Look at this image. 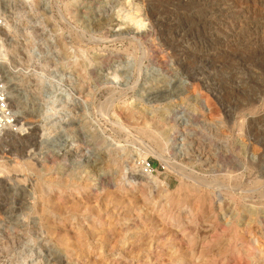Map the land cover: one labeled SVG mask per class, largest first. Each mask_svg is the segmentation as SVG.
I'll use <instances>...</instances> for the list:
<instances>
[{
    "label": "rangeland",
    "instance_id": "1",
    "mask_svg": "<svg viewBox=\"0 0 264 264\" xmlns=\"http://www.w3.org/2000/svg\"><path fill=\"white\" fill-rule=\"evenodd\" d=\"M0 67V264H264V0L0 1Z\"/></svg>",
    "mask_w": 264,
    "mask_h": 264
},
{
    "label": "built area",
    "instance_id": "2",
    "mask_svg": "<svg viewBox=\"0 0 264 264\" xmlns=\"http://www.w3.org/2000/svg\"><path fill=\"white\" fill-rule=\"evenodd\" d=\"M8 94V89L4 81V71L0 67V138L6 132L12 133L16 131V117L9 105ZM143 172L146 175H151L152 169L149 163H144Z\"/></svg>",
    "mask_w": 264,
    "mask_h": 264
},
{
    "label": "bare ground",
    "instance_id": "3",
    "mask_svg": "<svg viewBox=\"0 0 264 264\" xmlns=\"http://www.w3.org/2000/svg\"><path fill=\"white\" fill-rule=\"evenodd\" d=\"M5 2L6 1H11V0H4ZM1 2H3V1H1ZM125 17V16H124ZM130 19H132V20H134L133 18H131L130 17ZM135 22V24H136V26H137V28H139V27H141L142 26V24H141V22H142V19H139V20H137V21H134ZM100 24V23H99ZM135 26V25H134ZM120 29V28H119ZM128 29V28H127ZM122 31V30H121ZM118 32H119V30H118ZM127 32H132L131 30H128ZM136 33V32H135ZM126 35V34H125ZM72 155V152H71V150H64L63 151V153L61 154V156H71ZM87 160V159H86ZM134 176V175H133ZM148 176H146V177H144V178H142L141 179V181H143L144 183H147V185L148 184H152V186H156L157 184H156V180H158V179H155L153 182L151 181L152 179H145V178H147ZM161 185V184H160ZM150 186V185H149ZM146 187V186H145ZM150 189H151V187H150ZM149 191V190H148ZM123 245V244H122ZM12 249V248H11ZM9 254V253H8ZM6 256V255H5ZM1 260V259H0ZM1 261H3V260H1ZM8 262H9V260H7ZM23 263V262H22ZM176 263H178V264H184L185 263V261L183 260H180V261H177ZM9 264H11L10 262H9Z\"/></svg>",
    "mask_w": 264,
    "mask_h": 264
}]
</instances>
